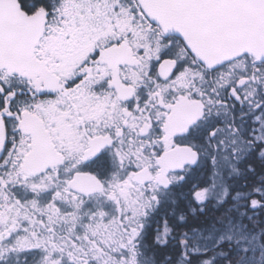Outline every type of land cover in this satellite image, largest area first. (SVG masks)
Returning a JSON list of instances; mask_svg holds the SVG:
<instances>
[{"label": "snow or ice", "instance_id": "1", "mask_svg": "<svg viewBox=\"0 0 264 264\" xmlns=\"http://www.w3.org/2000/svg\"><path fill=\"white\" fill-rule=\"evenodd\" d=\"M0 264H264V0H0Z\"/></svg>", "mask_w": 264, "mask_h": 264}]
</instances>
